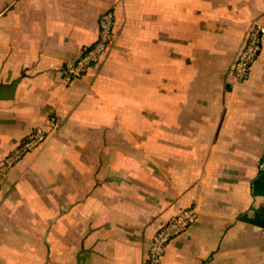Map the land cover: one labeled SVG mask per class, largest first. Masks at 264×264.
Instances as JSON below:
<instances>
[{
    "label": "crops",
    "instance_id": "0c3cea01",
    "mask_svg": "<svg viewBox=\"0 0 264 264\" xmlns=\"http://www.w3.org/2000/svg\"><path fill=\"white\" fill-rule=\"evenodd\" d=\"M115 15L108 52L62 67ZM264 0H0V264H145L161 224L196 222L162 264H264V40L231 68Z\"/></svg>",
    "mask_w": 264,
    "mask_h": 264
},
{
    "label": "built area",
    "instance_id": "2783aa9c",
    "mask_svg": "<svg viewBox=\"0 0 264 264\" xmlns=\"http://www.w3.org/2000/svg\"><path fill=\"white\" fill-rule=\"evenodd\" d=\"M115 33V15L113 9L103 12L98 21V34L95 42L83 48L74 62H66L62 67L64 80L70 83L82 78L96 65L110 49ZM264 40V26L254 25L246 35L244 43L237 53L231 68V74L237 82H246L254 63L257 61ZM57 123L50 118L45 127H36L25 136L0 162V175L17 165L26 155L35 151L45 141L48 132L54 130ZM258 170L264 171V155ZM195 208H187L159 226L153 235L146 254L145 264H162L167 245L188 230L197 220Z\"/></svg>",
    "mask_w": 264,
    "mask_h": 264
}]
</instances>
